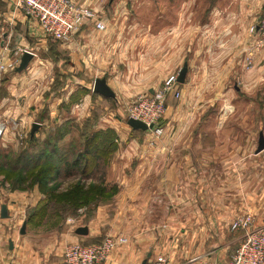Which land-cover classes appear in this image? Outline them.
Returning a JSON list of instances; mask_svg holds the SVG:
<instances>
[{
  "label": "crops",
  "instance_id": "crops-1",
  "mask_svg": "<svg viewBox=\"0 0 264 264\" xmlns=\"http://www.w3.org/2000/svg\"><path fill=\"white\" fill-rule=\"evenodd\" d=\"M214 1L208 10H187L191 0H182L176 25L160 29L129 21L130 12L116 9L111 23L107 15L99 16L106 21L103 32L87 23L70 42L49 44L37 23L15 9V0H0V53L21 46L32 50L27 73L35 76L42 71L34 66L46 67L47 61L37 51L49 52L48 65L56 70L58 61L65 60L70 72L50 77L49 91L35 94L17 111L19 121L2 94L10 79L0 76V144L9 123L29 136L37 123L33 136L39 140L41 131L57 124L65 111L69 119L57 127L67 129L81 118L79 128L84 125L92 134L110 130L115 146L107 162L99 159L92 175L82 179L86 186L114 189L113 194L67 212L60 232L57 227L39 234L42 227L31 230L26 223L29 211L44 198L37 186L11 191L0 181V207L5 205L8 213L0 219V264H64L65 245L97 244L105 237L124 238L126 243L117 245L104 264H150L159 256L167 264L201 257L222 263L244 238L245 231L230 229L235 219L250 215L249 230L264 224V150L256 153L259 134L264 137V44L257 46L248 32L250 17L263 9L264 0ZM171 34L176 36V53H171ZM155 35L161 36L160 44ZM158 47L167 52L157 61L163 70L156 75L153 67L158 63L152 56ZM137 49L146 52L137 54ZM250 56L251 68L246 64ZM171 64H186L187 74L178 83V98L170 95L166 100L159 123L162 135L132 130L126 123L128 106L145 91L158 90L171 71L164 66ZM118 66L125 71H117ZM136 66L150 68L140 75ZM88 77L93 82L104 78L114 99L94 94L93 84L88 88L83 81ZM122 115L124 122L119 120ZM66 178V186L59 189L78 179L73 172ZM23 223L25 234L20 235ZM84 229L86 234H79Z\"/></svg>",
  "mask_w": 264,
  "mask_h": 264
},
{
  "label": "rangeland",
  "instance_id": "rangeland-1",
  "mask_svg": "<svg viewBox=\"0 0 264 264\" xmlns=\"http://www.w3.org/2000/svg\"><path fill=\"white\" fill-rule=\"evenodd\" d=\"M219 3L222 0H218ZM182 0H113L112 2H110V0H89L88 2H76L77 4H81L84 6H88L89 8H91L92 10H94L97 15L101 16L103 15H107L110 23H111V15L112 12H114V10L116 9H124L127 10L128 12H130L131 14V19L129 21H134L136 24H154V26L159 27V29L163 26H167L169 25L170 27L175 26L177 23V16H176V12L179 9V6L181 4ZM221 4H223V2H221ZM213 5H215V1L214 0H191V2H186V9L187 10H208L210 9ZM155 13L153 16L151 15V13ZM156 14H158L159 16H156ZM264 14V7L263 9L258 10L252 17H250V21L253 22V25L249 27V29L253 26H255L256 24H258L259 19L263 16ZM199 19H204L205 21L207 19L200 17ZM208 21V20H207ZM35 22V21H34ZM36 23V22H35ZM105 26H106V21L104 22ZM37 26V24H36ZM38 28V26H37ZM38 31L40 32L39 28ZM249 32V30H248ZM250 33V32H249ZM41 34V32H40ZM251 34V33H250ZM42 35V34H41ZM43 36V35H42ZM138 36H141V34H139ZM137 36V37H138ZM173 36V38H172ZM251 36H253V34H251ZM161 37L160 35H155L154 40L158 41L160 44L161 39L159 38ZM255 38H253V40H257L258 37L257 35L253 36ZM44 38V37H43ZM171 39H173L175 41V45L173 47V50H171V53H176L177 50V42H176V36L171 34ZM170 39V40H171ZM47 40L48 42H50L49 44L53 43L52 40L50 39H44ZM11 46V44H10ZM25 50L27 52H31L32 50H29L27 48L24 47H18L15 49H9L7 51V55H6V61L7 63H13L16 64L18 66L20 58H18V56L15 55V52L18 50ZM221 49H219L220 51ZM33 52V51H32ZM137 54L141 53L142 55L145 54V50H140L137 49L135 51ZM165 52H167L166 50H163L161 48L158 47L157 50L153 51V56H152V60L154 62V64L158 63L157 65H155L153 67L155 74L159 75L161 73V70H163V66L159 65L161 63L157 62V61H163L165 56L163 55ZM3 53V52H2ZM34 53V52H33ZM49 53V52H48ZM46 53V54H41L40 52L37 51V56L38 58L42 59V60H47V61H43L42 63L46 65V67L44 65H37L34 66L35 69L38 67H41V71L42 73L40 74H35V76L30 75L27 73V68L20 72V73H16L15 72V68L17 67L15 65L14 69H8L7 72H5L4 74L6 76L9 77V81L7 86H3L2 88V94H4V98L7 99L6 103L8 104L9 108H12V112L11 115L14 118L15 121H19V114L17 113V111L19 110H23V105H28L29 101H31L32 96H34L35 94L37 95V93H41V91H49L48 89V84H49V79L50 77L53 78L55 76H59V74H63V75H69L70 72H68L66 69V62L59 60L57 67L55 70V66H50V64L48 65V63H50V55ZM149 54V52H147ZM0 57L1 53H0ZM174 57L176 56H172V59H174ZM4 59V57H3ZM33 61V60H32ZM29 63V65L31 64V62ZM172 61V60H171ZM47 62V63H46ZM151 63V62H149ZM28 65V67H29ZM32 65V64H31ZM137 69L139 70V74L142 75L143 71L145 72L146 69H149L150 66L145 67V66H136ZM166 67V71L168 69H171V71L167 74L165 71V79L162 81V83L159 85L158 90L162 89V87H164L165 83L168 81L169 78L171 77H177L179 70L182 68V66L180 64L178 65H168V66H164ZM252 67V66H251ZM250 67V68H251ZM125 67L121 66V67H117V71L119 72H124L125 71ZM127 71V70H126ZM148 71V70H147ZM142 72V73H140ZM146 74V72H145ZM139 77V75H138ZM15 79V80H13ZM85 81L88 84V88H90L93 84L92 78L88 77L86 78ZM177 86L178 83H175L173 85V89L170 93H168V95L166 96V100L168 99V96L172 95L173 93L177 91ZM61 88V87H60ZM157 89L152 91V92H147L145 91L144 95H150L153 92L158 91ZM56 91V90H55ZM91 92V89H90ZM54 93L58 94L59 93V87L57 89L56 92H52V94L54 95ZM39 95V94H38ZM174 98H176L175 96H173ZM166 100H165V106H166ZM6 106V104L4 105ZM44 116V115H42ZM75 117H77V115H75ZM46 117H43V119H45ZM69 119V114L67 116V112H62V114L58 115V121L57 124H54L52 126H49L48 129H45L43 131H41V135L40 138H38V143H39V149L43 148L44 144L50 145L48 144L49 140L53 139L56 140V136H60L63 135L62 138H64V135L67 133H70L65 139H63V141L61 140V138H57V144H58V154L59 157L63 158V159H68V163L70 164V161H72V154L75 155L77 152L81 151L83 148V139L82 137H80V133L82 132L81 129H83L85 126L83 125L82 128H79V125L82 124L83 120L81 118H78V124H73L70 123L69 128L67 129H62L61 126L57 127V125H59L62 121H65V119ZM118 118V117H117ZM75 119V118H74ZM42 120V119H41ZM73 120V119H72ZM72 120H70L72 122ZM120 122H124L125 121V117L122 115L121 117H119ZM90 121H95V118H92ZM107 123V122H106ZM9 126L7 127L8 130L5 132L6 137L3 139V142L0 144V157L3 158L4 160L9 161L10 159H12L13 155H17L18 153H21V151L27 147H29L28 142H26L27 138L29 135L26 132V130H16L14 129V126L9 123ZM87 131V130H86ZM38 132V131H37ZM92 133V132H91ZM4 134V136H5ZM14 135V136H13ZM25 138V143L21 142V139ZM43 138V139H42ZM43 144V146H42ZM42 146V147H41ZM64 153V154H63ZM67 157V158H66ZM6 162H2V164L5 165ZM65 163V162H64ZM8 165V163H7ZM72 171L69 170L68 167H66L64 165L63 168V175L60 178L59 182L61 183V185L63 187L66 186L65 182L66 181V177L69 173H71ZM0 176L2 178H0V181H2L3 183H5L8 187L9 182L13 180V178H9L10 181L6 182L4 181L3 176L0 174ZM15 178V175H13ZM71 179V178H70ZM69 180V178H68ZM70 181V180H69ZM65 211H61L58 213H56L55 211H51L48 210L47 211V217L43 220L40 221V224L36 225V226H31L30 225V229H34L36 227L41 228V230L39 231V234H43V233H49L50 229H52V231L55 230V228H59L60 226V222L63 220V218L65 217ZM63 222V221H62ZM60 228H59V232H60Z\"/></svg>",
  "mask_w": 264,
  "mask_h": 264
},
{
  "label": "built area",
  "instance_id": "built-area-1",
  "mask_svg": "<svg viewBox=\"0 0 264 264\" xmlns=\"http://www.w3.org/2000/svg\"><path fill=\"white\" fill-rule=\"evenodd\" d=\"M15 9L20 11L23 16L32 19L44 38L60 43H68L84 25L92 23L95 30L103 32L105 24L97 13L74 0H15ZM249 32L257 35V46L264 44V14L259 19L258 24L251 27ZM27 52L18 49L15 55L20 56ZM7 51L1 53L0 57V76L8 69H14L16 64L7 63ZM4 57V59H3ZM247 67L252 66V57L246 58ZM17 66V65H16ZM177 77H171L162 89L150 95H138L126 110L127 118L140 121L146 126L152 125L148 130L155 137L162 135V128L159 123L165 115V100L168 93L177 83ZM173 96L178 98L176 91ZM3 127L0 125V136ZM252 226V217L245 215L234 220L231 224V231H245L244 238L235 249L227 262H212L208 257L194 258L188 264H264V224L249 230ZM249 230L248 232H246ZM126 239L118 237H105L97 244L72 243L64 246V264H104L117 245L125 244ZM150 264H167L166 260L159 256Z\"/></svg>",
  "mask_w": 264,
  "mask_h": 264
},
{
  "label": "trees",
  "instance_id": "trees-1",
  "mask_svg": "<svg viewBox=\"0 0 264 264\" xmlns=\"http://www.w3.org/2000/svg\"><path fill=\"white\" fill-rule=\"evenodd\" d=\"M86 130L83 129L80 133L83 148L75 155L72 154L70 164L68 159H63L58 154L57 138L62 139L63 135L56 136V140H49L50 145L44 144L43 146L42 144V149H39L35 136H28L29 147L13 155L9 161L0 157V174L4 181L9 182V178H13L9 182L11 191L29 190L37 186L39 193L44 196L39 204L28 213L26 223L32 227L40 224V221L47 217V211L50 209L58 214L61 211L65 213L71 210L76 211L113 194L114 189L107 191L100 185L86 186L82 183V179H87L92 175L98 160L102 159L106 163L115 148L113 134L110 130L93 134ZM2 162H6L5 165ZM64 165L66 167L68 165L78 179L67 189L61 190L59 180L63 175Z\"/></svg>",
  "mask_w": 264,
  "mask_h": 264
},
{
  "label": "water",
  "instance_id": "water-1",
  "mask_svg": "<svg viewBox=\"0 0 264 264\" xmlns=\"http://www.w3.org/2000/svg\"><path fill=\"white\" fill-rule=\"evenodd\" d=\"M112 1L113 0H110V2ZM32 58H33V55L30 52H24L20 58L18 66L15 68V72L20 73L24 71L27 68L30 61L32 60ZM186 74H187V65L184 64L182 68L179 70V73L177 75V80H176L177 83L179 84L184 83ZM92 92L106 99H114L115 97L113 91L107 85L106 80L104 78L94 80ZM126 123L134 131H147V130L152 129L153 127L152 125L146 126L142 122L134 120L132 118H128ZM38 128H39V125L37 123H34L32 125L31 131H30L31 137L38 130ZM262 150H264V137H263V134L260 133L259 138H258V146H257L256 153H259ZM6 218H8L7 209L5 205H2L0 207V219H6ZM25 228H26V225L25 223H23L19 230L20 235L25 234ZM78 232L79 234L84 235L86 234L87 231L84 229V230H79ZM142 264H146V261H143Z\"/></svg>",
  "mask_w": 264,
  "mask_h": 264
}]
</instances>
